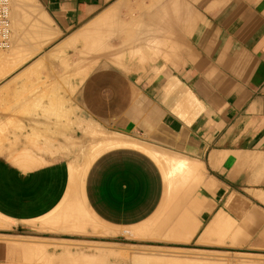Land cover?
Masks as SVG:
<instances>
[{
  "label": "crops",
  "instance_id": "0c3cea01",
  "mask_svg": "<svg viewBox=\"0 0 264 264\" xmlns=\"http://www.w3.org/2000/svg\"><path fill=\"white\" fill-rule=\"evenodd\" d=\"M13 1V16L36 4L42 24L30 12L37 23L28 24H40L48 39L0 80V217L10 224L0 230V264H47L65 254L67 241L91 230L58 220L80 199L113 228L161 209L166 173L151 149L112 143L132 146L107 149L80 170L93 129L162 150L166 166L168 155L190 159L202 180L170 200L169 223L190 218L199 242L218 217L222 225L231 218L237 227L227 238L264 253V0ZM23 1L31 2L25 11ZM87 30L108 36L110 56L87 55ZM128 31L141 40L129 41ZM117 48L120 60L111 56Z\"/></svg>",
  "mask_w": 264,
  "mask_h": 264
},
{
  "label": "rangeland",
  "instance_id": "374dc122",
  "mask_svg": "<svg viewBox=\"0 0 264 264\" xmlns=\"http://www.w3.org/2000/svg\"><path fill=\"white\" fill-rule=\"evenodd\" d=\"M13 3H14V1H13ZM13 30L15 33L14 22H13ZM14 43H15V41H14ZM12 46H14V45H12ZM12 46L8 50L1 51L0 54L1 53H2V55L6 54L5 56L12 54L11 50L13 51L12 48H14ZM34 49L36 50V48H34ZM41 50H42V48L39 49V51H41ZM36 51H34V52H36ZM39 51H37V52H39ZM119 65L121 66L120 63H119ZM16 67H17V64H13L12 68L10 67V71H8L9 69L6 70L8 68V67H6L5 72L6 71L11 72V71H13L12 69L16 68ZM3 71H4V69H3ZM4 73H2V71H1L0 75L2 76V75H4ZM6 74H7V72H6ZM6 74L3 77H5ZM2 78H0V80ZM109 134L111 135L113 133H109ZM116 135H118V133H116ZM127 137L130 138L129 136H127ZM121 142H123V143L128 142V143L136 144L138 146L145 147V148H148V149H151L154 151V152H150V153H152L155 156V158L162 165V167L164 168L165 173H166L167 196H166L165 202L163 203V206L161 207V209H159V211L151 219L147 220L146 222L139 224V225H136V226H133V227H128V228H113V227L105 226L101 222H99L91 214V212L88 210L84 201L82 199H80L79 204L77 206H78V208L80 207L79 208L80 212L82 214H84L85 218H87V227H90L91 230H90V232H87L85 234V236H83L80 240L67 241L66 242L67 246H65V248H67L68 251L79 250V251L85 252L87 254H95L99 250L106 251V252L108 251L110 253V256L108 257L109 259L107 261L109 264L110 263L111 264H133L132 260H138V258H140L142 256H144L146 258H149V257L156 258L158 256V258L159 257L161 258L162 255L165 259H169V260H171L173 258L174 259L177 258L176 260L181 259L180 261H182L184 264H190L191 262H193V260H198V259L200 260L202 258L207 263H209L208 261H211L212 263L213 262L224 263L227 261L228 262L231 261V263L233 264V263H235L236 260H238V257L239 258H245L244 256H247V257L252 256L254 258L257 257L258 259H255V262H259V263L264 264V253H253V252L249 251L248 249H246L245 246H238L241 243H238L236 241H232L229 238H227L228 236L232 235L233 230L236 229V227H237L236 221L232 220L231 218H229L230 221H228V219H224V225H222V223H221L223 220L216 222V223L213 222L216 227H214L213 230L211 229L212 232H214V233L217 232L219 234V231L223 229L222 232H224V234H222V235L224 236V238L223 237H222L223 239L221 238V242H220V238L214 239L211 241H208L209 239L203 240L201 238L200 241L197 242L196 240L191 239L194 235L192 237H190V239L188 241L181 240L182 242H180L178 235H180L179 233H180L181 229L180 228L175 229V227H177V226L179 227L182 225H183V227H185V226H187V224H192L190 221V218L183 217L182 220H179L177 223L172 224V223H169V221H172V220L167 219L165 217V215H167V214L169 215L170 208H171V201L170 200L172 198H174L175 194L179 193L177 191L181 190L182 191L181 195L182 196L186 195L188 197L190 195V192H188V191L190 190L191 185H192V183H194L195 180L193 182H191V181L186 182L184 184H181L180 186L179 185L175 186L174 188L171 187L167 166L157 156L158 150L153 148L151 145H149L145 142H142L137 138L134 141L120 139V140H117L114 142L106 143L105 145L99 143L100 145H95V147L91 146L92 153H90V155L84 160V162L80 166V170L82 172L86 171L88 169V167L91 165V163L93 162V160L100 153H102L103 151H105L107 149L117 147V146H132V145H128V144H112V143H121ZM97 146L99 147V149L97 148ZM229 222H232L235 225H234V228L232 230H229V232H228L227 227H228ZM212 224L209 226L208 229L211 228ZM9 227H10V224L5 219L0 217V230L6 229ZM154 228H155V230H154ZM208 229H207V231H208ZM115 230H118L119 232H114ZM168 230H169V232H168ZM172 231L176 232V234L175 235L172 234L171 233ZM172 235L174 236L173 237L174 239L168 238ZM203 235H202V237H203ZM110 238H113V239L115 238V239L113 241H109ZM235 242H236V244H234ZM125 253H126V255H125ZM128 254H129V256H128ZM222 255H224V256H222ZM205 261H204V263H205ZM164 262H166V261H164ZM173 262H174V260L167 262V263L168 264H177V262H174V263ZM144 264H155V263H144Z\"/></svg>",
  "mask_w": 264,
  "mask_h": 264
},
{
  "label": "bare ground",
  "instance_id": "6f19581e",
  "mask_svg": "<svg viewBox=\"0 0 264 264\" xmlns=\"http://www.w3.org/2000/svg\"><path fill=\"white\" fill-rule=\"evenodd\" d=\"M29 2V1H28ZM27 2V3H28ZM20 3V2H19ZM18 3V5H20V4H22L20 7H22L23 5L25 6V5H27V3L26 4H24V1H23V3L21 2L20 4ZM31 3V2H30ZM30 3H29V5L28 6H30ZM12 5H13V0L11 1V11H10V20H11V27H12V34H11V43H10V46L8 47V48H6V49H0V52L1 51H5V50H8L9 48H11V46L12 45H14V46H12V47H14V48H12L13 49V51L11 50V52H12V54H9L8 56H5V55H2V53L0 54V73H1V71H2V73H4L5 72V68L6 67H8L6 70H8V71H10V67H12V65L17 61L18 63L19 62H21V60L20 59H18V57H20L21 59H22V62H24L25 61V58H30L29 56L31 55L32 56V54H35L37 51H39V49L40 48H37V46H41L42 44H40V43H37V41L38 42H41V40H43V42H41V43H44L48 38H46V40H45V37H43V36H47V32H45L44 31V28H40L41 27V25L40 24H42L41 22H40V18L39 17H43L42 15H41V13H39L38 14V12L36 13L35 12V10H31V9H36L37 10V8L36 7H34V6H36V4L33 6V3H32V5L31 6H33V7H31V9H28L27 11H28V14H29V12L31 13V15H33V16H36L35 18L37 19V20H39L38 21V23H40V24H38V26L39 27H37V25H33V26H30V25H32L34 22L33 21H31L30 22V19L31 20H33L32 18H34V17H32L30 14L28 15L27 13H24L23 12V14H20V15H15V16H13L12 15V10L14 9L13 7H12ZM14 5H16L15 4V2H14ZM23 6V7H24ZM28 6L25 8H22V9H24V11H25V9H27L28 8ZM40 7V6H39ZM13 8V9H12ZM16 10V9H15ZM17 11V10H16ZM16 11H15V13H16ZM20 12H21V10H19ZM14 12V11H13ZM18 12V11H17ZM35 12V13H34ZM33 13V14H32ZM39 17H38V16ZM41 15V16H40ZM13 17V18H12ZM15 18V19H14ZM45 18V17H44ZM35 19V23H37V20ZM119 19V18H118ZM13 20H14V27H15V33H14V30H13ZM136 20V19H135ZM42 21V20H41ZM44 21V20H43ZM138 22V21H137ZM30 25H29V24ZM34 23V24H35ZM46 23H48V22H46ZM45 23V24H46ZM136 23V22H135ZM44 25V24H43ZM35 26L37 27L36 29H39V30H36L35 29ZM46 26V25H45ZM45 26H43V27H45ZM32 27H33V29H32ZM46 29V31L48 30V28H47V26L45 27ZM50 28V27H49ZM52 28V27H51ZM54 28V27H53ZM53 28H52V30H53ZM42 29H43V31H42ZM36 30V31H35ZM41 30V31H40ZM56 30L54 29V32H55ZM129 33H131L133 36H131L132 38L131 39H129V33H128V40L129 41H133L134 42V39H136V40H138V42L141 40V33L140 32H138V34H139V36H138V34L137 33H135L136 35H137V37H136V35L135 34H133V32H130V31H128ZM116 33H118V37H119V34H121V31H119V32H116ZM50 34L51 35H49L48 34V37H51L52 35H54V33H53V31H52V33L50 32ZM58 34H59V32H58ZM58 34H56L55 33V38L58 36ZM126 34H127V32H126ZM130 34V35H131ZM15 35V36H14ZM54 36H52V37H54ZM84 36H85V40H87L86 42H87V46H86V49H85V52L87 53V55H89L90 53L93 55V52H96L97 54V56L95 55L94 56V58L96 57H100V55H109L110 56V51H109V45H108V43H109V38H108V36H106L105 35V33H102L101 31L100 32H95V31H90V30H87V31H85L84 32ZM135 36V37H134ZM40 37H42L41 39H40ZM39 38L40 39V41L39 40H37V39ZM71 38V37H70ZM73 38H77V36H72V39L71 40H73ZM124 38V37H123ZM64 39V38H63ZM62 39V40H63ZM15 41V43H14V41ZM52 40V39H51ZM68 40V39H67ZM70 40V42H72V44H74L73 42H75L74 40L73 41H71ZM84 40V41H85ZM120 40H122V39H120ZM125 40V39H124ZM66 41V40H65ZM62 42V41H61ZM61 42H59V43H61ZM69 42V44H68V42L67 43H64L63 45H65V47H68V45H69V47H71L70 46V43ZM46 43V42H45ZM59 43H57V45L59 44ZM63 43V42H62ZM61 43V44H62ZM77 43V42H76ZM37 44H39V45H37ZM47 44V43H46ZM46 44H44V45H46ZM61 44H59V45H61ZM81 44V43H80ZM44 45H42V46H44ZM58 45V48L60 47ZM39 46V47H40ZM54 46H56V45H54ZM54 46L52 47L53 49H54ZM84 46V45H83ZM34 48H36V50L34 49ZM57 48V47H56ZM55 48V50H57ZM63 48V46H61V49ZM76 48V47H75ZM84 48V47H83ZM34 49V50H33ZM52 49V50H53ZM70 49V48H69ZM80 48H78L77 50H79ZM52 50H50L51 51V53L49 52L48 53V51L46 52L47 53V55L49 54V56L51 55V54H53L54 53V51L55 50H53V52H52ZM81 50H83V49H81ZM136 50V49H135ZM34 51H36V52H34ZM137 51V50H136ZM10 52V53H11ZM45 53V52H44ZM140 53V52H139ZM4 54V53H3ZM79 54V53H78ZM89 55V57L90 56H92V55ZM122 53H121V49H119V48H117V49H115L114 51H112V55L111 56H113L114 57V59L115 60H118V59H120L119 57H120V55H121ZM44 55V54H43ZM46 55V54H45ZM84 55V54H83ZM86 55V56H87ZM68 56V55H67ZM71 56V55H70ZM103 56V57H104ZM40 57H42V54H41V56ZM47 57V56H46ZM80 57V56H79ZM89 57L87 56L86 58H88L89 59ZM98 57V58H99ZM27 58V59H28ZM38 58V57H37ZM50 59H51V56L49 57ZM80 58H82V56L80 57ZM84 58V57H83ZM90 58H93V56L92 57H90ZM26 59V60H27ZM46 60L48 59V57L47 58H45ZM53 59V58H52ZM61 59H62V57H61ZM68 59V58H67ZM35 61H37V60H35ZM41 61V60H40ZM69 61H70V59H69ZM76 61H78V60H76ZM16 62V63H17ZM21 62V63H22ZM63 62V61H62ZM74 62V61H73ZM11 63H13V64H11ZM21 63H19V65L21 64ZM44 63V62H43ZM72 63V62H71ZM33 64V63H32ZM37 64V63H36ZM41 64H42V62H41ZM62 65H63V63H61ZM66 64H67V62H66ZM80 64V63H79ZM79 64H78V66H79ZM74 65V64H73ZM10 66V67H9ZM51 67V66H50ZM63 67V66H62ZM64 67H66V66H64ZM46 68V67H45ZM3 69H4V71H3ZM25 69H27V68H25ZM33 69V68H32ZM41 69V68H40ZM47 69H49V67L47 68ZM8 71H6L7 73H8ZM35 71V70H34ZM6 72L4 73V75L6 74ZM82 72V71H81ZM27 73V72H26ZM60 74V73H59ZM62 74V73H61ZM77 74V73H76ZM4 75H0V78H2ZM66 75V74H65ZM64 75V76H65ZM80 75V74H79ZM67 77V76H66ZM60 81V80H59ZM42 84V83H41ZM69 85H71V84H69ZM32 86V85H31ZM38 85H33V87H34V89L37 87ZM43 87V86H42ZM77 87V86H76ZM60 88V87H59ZM39 89V88H38ZM44 89V88H43ZM82 89V88H81ZM48 90H49V88H48ZM33 91V90H32ZM36 91V90H35ZM40 91V90H39ZM38 91V92H39ZM46 91H47V88H46ZM41 92V91H40ZM33 93H34V91H33ZM37 93V92H36ZM44 93V92H43ZM38 96V95H37ZM39 96H41V95H39ZM38 96V97H39ZM89 124V123H88ZM90 126H91V124H89ZM95 126V125H94ZM87 127V126H86ZM91 129H93V128H91ZM94 130V131H93ZM92 131H91V133H92V135H93V138L95 137L96 138V142L95 143H93V147H95V145H100V144H106V143H109V142H114V141H117V140H120V139H124V140H131V141H134V140H136V138L135 137H132V135L131 136H129L130 138H128L127 136L128 135H125V134H123L122 135V133H118V135H116V133L114 134H109V133H105L104 131H101L100 132V130L101 129H99V132H97V131H95V129H93ZM2 135V134H1ZM122 135V136H121ZM141 141V140H140ZM100 143V144H99ZM36 144V143H35ZM90 144V143H89ZM29 146V145H28ZM97 148L99 149V147L97 146ZM96 149V148H95ZM94 149V150H95ZM25 150V149H24ZM93 150V151H94ZM161 152H162V150H160ZM160 151L158 150V152L160 153ZM50 152V151H49ZM91 153H92V148H91V151H90ZM23 153H26V152H24L23 151ZM30 153V152H29ZM165 153V152H164ZM175 154V153H174ZM33 155H35V154H33ZM90 155V154H89ZM88 155V156H89ZM176 155V154H175ZM32 156V155H31ZM167 156V155H166ZM33 158L35 157V156H32ZM37 157V156H36ZM38 158H39V156H38ZM85 158V157H84ZM18 159V158H17ZM167 161H166V163H167V166H168V169H169V173H170V180H171V187H175V186H180L181 184H184V183H186V182H193L194 180V182L196 183V180L198 181V182H200L201 180H202V178H199L198 179V176H197V174L196 175H194L195 173V170L193 169V167H194V164L190 161V159L188 160V158H185V157H178V156H173V155H168L167 156ZM20 160V159H19ZM41 161V160H40ZM193 176H196L195 177V179H194V177ZM200 177V176H199ZM193 184V183H192ZM198 185V184H197ZM193 186H195L194 184H193ZM192 186V188L191 189H193V188H195V187H193ZM189 192V191H188ZM72 195V185H71V190H70V196ZM236 197L237 196H234L233 198H235L236 199ZM232 198V197H231ZM232 198V199H233ZM240 197H237V199H238V201L241 199H239ZM71 200L72 201H74L72 198H71ZM237 201V202H238ZM234 202V201H233ZM71 203V202H70ZM236 203V202H235ZM232 205H233V203H231ZM239 204H241L240 203V201H239ZM235 205H238L237 203L235 204ZM69 206H70V204H69ZM76 205H74V207L71 205L70 207H69V209L68 210H66L67 212H66V214H65V217H58V220H59V222H61L62 224H65V225H70V226H74V227H79V228H84V229H86L87 228V218H85L84 217V214H82L81 212H80V210L77 208V207H75ZM231 206V205H230ZM229 206V207H230ZM234 206V205H233ZM241 206V205H240ZM68 207V206H67ZM237 207V209H238V206H236ZM242 207V206H241ZM244 207H246V206H244ZM80 208V207H79ZM230 209H231V207H230ZM234 208H232V210H233ZM240 210H242V209H240ZM234 211V210H233ZM238 212H239V209L237 210ZM236 211V209H235V212H237ZM244 210H242V212H243ZM238 212H237V214H238ZM241 212V211H240ZM240 212H239V214H240ZM58 214H59V212H58ZM238 214V215H239ZM245 214V213H244ZM60 215V214H59ZM61 216V215H60ZM218 216H219V214H218ZM226 217V216H225ZM55 218H57V217H55ZM89 218V217H88ZM91 219V218H90ZM219 217L214 221V223H216V222H219ZM223 219V218H222ZM221 219V220H222ZM228 221H230V219L228 218ZM235 222V221H234ZM214 223L212 224V226H211V228L210 229H208V231L203 235V237H202V239L203 240H207V238H209L208 237V235H209V233H210V231H211V229L213 230L214 229V227H216L215 225H214ZM234 223H232V222H229L228 223V227H227V231L229 232V230H232L233 228H234ZM176 228H180L181 229V231H180V235H178V238L180 239V242H182L181 240H186V241H188L189 239H190V237H192L193 235H194V233H195V230L197 229V227L196 226H194L193 227V225L192 224H187V226H185V227H183V225L182 226H177V227H175V229ZM157 229V228H156ZM154 230H155V228H154ZM223 230V229H222ZM222 230H220L221 232H222ZM158 231V230H157ZM168 232H169V230H168ZM173 232V231H172ZM220 232V233H221ZM175 235V234H174ZM219 237H220V242H221V238L223 237L224 238V236L223 235H218ZM227 237V236H226ZM222 238V239H223ZM202 240V241H203ZM40 242V241H39ZM234 244H236V242L234 243ZM48 245V244H47ZM38 246V245H37ZM40 246V245H39ZM38 246V247H39ZM101 246V245H100ZM41 247L42 246H40V248L39 249H41ZM107 247V246H106ZM110 247V246H109ZM46 248H43V249H41V253L45 250ZM65 250H67V248L65 249ZM45 252V251H44ZM65 252V254H63L62 253V255H58V256H54L53 255V257H50V256H48L47 257V260H48V263L47 264H107L108 262V257L110 256V253L107 251H102V250H99L98 252H96L95 254H87V253H85V252H82V251H79V250H77V251H69L68 252V250H67V252L66 251H64ZM37 253H38V251H37ZM59 253V252H58ZM139 253V252H138ZM116 254V253H115ZM121 254V253H120ZM123 254V253H122ZM198 254V253H197ZM125 255H126V253H125ZM142 255V254H141ZM44 256H45V253H44ZM52 256V255H51ZM119 256V255H118ZM128 256H129V254H128ZM127 256V257H128ZM146 256V255H145ZM149 256V255H148ZM147 256V257H148ZM157 256V255H156ZM155 256V257H156ZM222 256H224V255H222ZM126 257V256H125ZM136 257V256H135ZM140 257V256H139ZM154 257V256H153ZM162 257H163V255H162ZM158 258V256L156 257V258H152V257H149V258H146V257H144V256H142V257H140V258H138V260H132L133 261V264H144V263H155V264H168L167 262H170V261H173L174 260V262H177V264H184L182 261H180L181 259H178V260H176L177 258H173V259H171V260H169V259H165L164 257L163 258ZM245 258H239L238 257V260H236L235 261V263H233V264H262V263H259V262H255V259H258L257 257L256 258H254V257H247V256H244ZM135 259V258H134ZM208 260V259H207ZM232 260V259H231ZM235 260V259H234ZM233 260V261H234ZM164 261H166V262H164ZM204 259L202 258V259H198V260H193V262H191L190 264H232L231 263V261L230 262H224V263H216V262H211V261H208L209 263H207L206 261H205V263H204ZM173 262V263H174ZM109 264V263H108ZM111 264V263H110Z\"/></svg>",
  "mask_w": 264,
  "mask_h": 264
},
{
  "label": "built area",
  "instance_id": "2783aa9c",
  "mask_svg": "<svg viewBox=\"0 0 264 264\" xmlns=\"http://www.w3.org/2000/svg\"><path fill=\"white\" fill-rule=\"evenodd\" d=\"M11 1L12 0H0V49H6L11 43Z\"/></svg>",
  "mask_w": 264,
  "mask_h": 264
}]
</instances>
